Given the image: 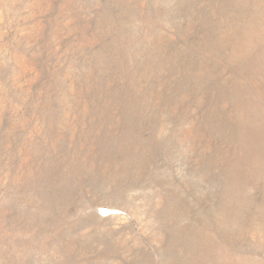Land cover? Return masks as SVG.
Segmentation results:
<instances>
[{"label": "rangeland", "instance_id": "1", "mask_svg": "<svg viewBox=\"0 0 264 264\" xmlns=\"http://www.w3.org/2000/svg\"><path fill=\"white\" fill-rule=\"evenodd\" d=\"M0 264H264V0H0Z\"/></svg>", "mask_w": 264, "mask_h": 264}]
</instances>
